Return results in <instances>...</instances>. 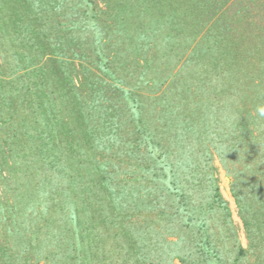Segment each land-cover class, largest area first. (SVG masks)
I'll return each mask as SVG.
<instances>
[{
  "label": "trees",
  "instance_id": "trees-1",
  "mask_svg": "<svg viewBox=\"0 0 264 264\" xmlns=\"http://www.w3.org/2000/svg\"><path fill=\"white\" fill-rule=\"evenodd\" d=\"M258 109L264 0H0V264H264Z\"/></svg>",
  "mask_w": 264,
  "mask_h": 264
},
{
  "label": "rangeland",
  "instance_id": "rangeland-1",
  "mask_svg": "<svg viewBox=\"0 0 264 264\" xmlns=\"http://www.w3.org/2000/svg\"><path fill=\"white\" fill-rule=\"evenodd\" d=\"M200 36L201 35H199L197 38H199ZM190 48H191V46L189 47V50H190ZM186 56H187V53H185V55L183 56V58L179 62H176V64L174 65L176 67L172 70V73L177 72V70L183 65V62H184ZM251 61H253V60H251ZM251 61H248V62L246 61L247 64H243L241 66H252L251 65ZM235 81H237V79L236 80H234V79L231 80V83H233ZM256 81H257V78L253 79L252 82L256 84ZM218 86H217V90L214 91V94H216L217 99H219L220 101H223V103H226V102L227 103L228 102L232 103V100L234 98L233 97L234 94L231 92L230 89H232L233 87L232 88H230V87L226 88V86L224 84L220 85L219 87ZM244 88H245V86L242 87V88H239V91L242 93ZM245 97H247V96H243V98H245ZM237 98H238V96H237ZM180 100H181L180 101L181 104L184 105V106L177 104L174 109L188 108L187 109L188 114H191L194 111H196V107L198 106V103H200L201 100H203V99L200 98V99L197 100V98L185 97L184 100L183 99H180ZM244 100L245 99H243V101ZM197 101H199V102H197ZM247 101H248V98H247ZM247 101H246V109H248L247 112L251 116H254L256 114V112L250 106V102L249 101L247 102ZM212 164L214 165V167L216 169V177H217V181H218L217 183H218L219 193H220L221 197L224 199V201H226V203H227V207H228V209H229V211L231 213V220H232L233 225L235 226L236 231H237L238 239H239L241 245L243 247H246L247 241H246L245 234H244V231H243V226H242V223H241V221L239 219V216H238V213H237V208H236V205L234 203V200H233V197H232V194H231V191H230V177L227 175L225 170L222 168L221 164L219 163V161L217 160V157L215 155L213 156ZM1 186L2 185L0 184V189H1ZM14 186L15 185H13V184L11 185L12 188H14ZM7 192L10 193L11 190H9ZM6 196H8V198L10 199L9 196H11V195L7 194ZM41 262L42 261H39L40 264H42ZM174 263L178 264V261L175 260Z\"/></svg>",
  "mask_w": 264,
  "mask_h": 264
},
{
  "label": "clouds",
  "instance_id": "clouds-1",
  "mask_svg": "<svg viewBox=\"0 0 264 264\" xmlns=\"http://www.w3.org/2000/svg\"><path fill=\"white\" fill-rule=\"evenodd\" d=\"M258 111L260 115L264 116V109H258Z\"/></svg>",
  "mask_w": 264,
  "mask_h": 264
}]
</instances>
